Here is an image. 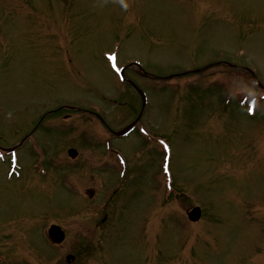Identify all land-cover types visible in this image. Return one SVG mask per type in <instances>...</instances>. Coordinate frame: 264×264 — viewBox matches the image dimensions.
Returning a JSON list of instances; mask_svg holds the SVG:
<instances>
[{
  "label": "rangeland",
  "instance_id": "374dc122",
  "mask_svg": "<svg viewBox=\"0 0 264 264\" xmlns=\"http://www.w3.org/2000/svg\"><path fill=\"white\" fill-rule=\"evenodd\" d=\"M201 1L212 6L211 0ZM231 2V13L217 10L201 24L193 0H0V145L23 140L44 112L63 101L102 113L109 127L127 124L141 104L109 69L115 51L126 63L139 60L149 71L165 74L169 66L192 64L173 52L178 39L185 42L178 52L195 51L193 65L225 47L235 50L238 61L256 65L264 83V0ZM9 8L17 9V17L15 12L6 17ZM41 17L48 22L34 25ZM190 24L199 26L197 42ZM51 27L61 43L49 36ZM17 44L27 47L12 50ZM242 80L239 70L220 68L222 88L214 93H188L185 83L173 96L149 93L152 103L143 123L153 135L160 132L170 150L167 162L161 150L144 161L142 151L157 143L145 142L137 131L116 138L97 118L79 112L50 115L33 141L20 145L22 178H13L6 164L10 156L0 153L6 159L0 157V264H66L68 251L98 246L100 253L84 264H189L190 258L197 264H264V130L256 134L264 101H258L257 115L247 113L242 96L254 88H244ZM145 81L136 80L142 86ZM60 117L64 120H55ZM60 125L68 126L70 142L58 132ZM40 143L46 152L37 154ZM72 145L79 152L74 159L67 154ZM113 148L125 157L123 168ZM39 157L50 163L43 165L50 177L38 176ZM166 180L174 190L188 192L186 200L181 194L168 201L176 219L167 228L154 223ZM193 201L210 211L199 222L187 217ZM105 203L108 219L98 229L102 214L96 212ZM50 221L63 224L67 239L45 252L42 229ZM151 224L154 233L147 235ZM98 234L105 237L101 246L88 241ZM155 242L162 244L156 250ZM156 251L165 259L150 260Z\"/></svg>",
  "mask_w": 264,
  "mask_h": 264
},
{
  "label": "water",
  "instance_id": "95a60500",
  "mask_svg": "<svg viewBox=\"0 0 264 264\" xmlns=\"http://www.w3.org/2000/svg\"><path fill=\"white\" fill-rule=\"evenodd\" d=\"M52 230H53V235H54L57 239H60V238L63 237L62 234H61V232H60V230H59V228H57L56 226H53V227H52Z\"/></svg>",
  "mask_w": 264,
  "mask_h": 264
}]
</instances>
